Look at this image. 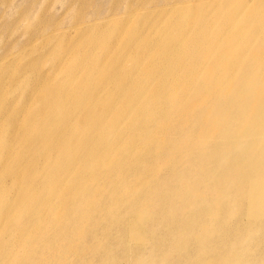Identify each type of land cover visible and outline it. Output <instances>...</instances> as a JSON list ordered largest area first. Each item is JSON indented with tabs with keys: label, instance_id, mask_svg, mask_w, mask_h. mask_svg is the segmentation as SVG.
<instances>
[{
	"label": "bare ground",
	"instance_id": "bare-ground-1",
	"mask_svg": "<svg viewBox=\"0 0 264 264\" xmlns=\"http://www.w3.org/2000/svg\"><path fill=\"white\" fill-rule=\"evenodd\" d=\"M73 20L65 33L82 26ZM198 24L189 35L169 27V42L153 48L145 39L132 53L135 42L114 49L111 32V59L87 51L91 62L77 64L83 90L52 92L53 108L38 104L0 159V264H77L81 238L96 264H123L122 254L127 264H264V88L250 90L248 74L244 93H228L215 79L222 57L204 54ZM59 25L46 29L57 36ZM262 26L246 40L257 43ZM207 65L215 73L203 77ZM54 204L73 226L53 230L48 244L38 226Z\"/></svg>",
	"mask_w": 264,
	"mask_h": 264
},
{
	"label": "rangeland",
	"instance_id": "rangeland-1",
	"mask_svg": "<svg viewBox=\"0 0 264 264\" xmlns=\"http://www.w3.org/2000/svg\"><path fill=\"white\" fill-rule=\"evenodd\" d=\"M75 1L0 0V159L17 148L16 132L31 122L38 104L46 108L57 104L47 98L49 94L54 92L55 98L57 95L70 98L84 89L80 87L83 81L77 64L91 62L85 58L87 51L97 58H112L109 48L105 47L111 32L117 36L114 49L125 41H134L135 46L129 50L132 53L145 39L153 48L162 39L169 42L175 33L169 27L184 25L179 35H189L199 22V33L206 37L204 54L208 58L222 57L216 70L221 76L215 79L221 81L227 92L233 93L239 88V93H244L239 82L248 74L249 77L255 74L250 79V90L264 88V26L255 32L257 43L246 40L247 33L254 31L264 19V0H81L77 7ZM258 1L261 8L257 7ZM76 16L80 19L77 23L82 26L75 32L65 33ZM55 20L60 21L57 28L61 34L51 36L46 26H51ZM201 24L204 26L200 27ZM35 31L37 34L28 40ZM216 37L227 39L228 43H207L208 39ZM67 48L69 51L64 54ZM59 55L62 60L53 64L52 57ZM140 56L149 59L144 54ZM216 61L211 62L217 66ZM118 69L123 71L121 67ZM39 71L49 72L51 76L41 79ZM70 73L76 76V82L66 79L65 74ZM201 73L204 77L215 72L207 65ZM41 121L45 122V118ZM6 169L3 161L0 170ZM21 208L22 205L19 210H23ZM56 209V204L48 208V215L52 214V217L38 226V232L48 244L55 241L53 230L73 226L71 218L54 215ZM93 231V228L87 229V232ZM81 233L78 231L77 236ZM78 242L81 257L77 258V264H96L88 239L81 238ZM99 244L101 249L103 238ZM40 255L39 262H48L49 257ZM128 262L122 254L121 263Z\"/></svg>",
	"mask_w": 264,
	"mask_h": 264
}]
</instances>
